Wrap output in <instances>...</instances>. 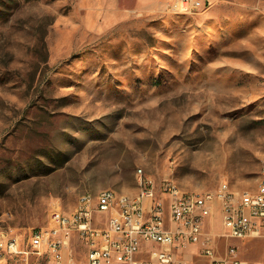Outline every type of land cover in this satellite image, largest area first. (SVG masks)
Segmentation results:
<instances>
[{"label":"rangeland","instance_id":"1","mask_svg":"<svg viewBox=\"0 0 264 264\" xmlns=\"http://www.w3.org/2000/svg\"><path fill=\"white\" fill-rule=\"evenodd\" d=\"M202 1L190 13L174 0H0V237L27 240L83 194L134 196L138 169L192 193L256 189L264 0ZM207 226L221 231L217 210ZM216 244L264 264L261 239ZM63 252L86 263L75 234Z\"/></svg>","mask_w":264,"mask_h":264},{"label":"built area","instance_id":"2","mask_svg":"<svg viewBox=\"0 0 264 264\" xmlns=\"http://www.w3.org/2000/svg\"><path fill=\"white\" fill-rule=\"evenodd\" d=\"M174 5L190 13L208 7L202 0H174ZM139 173L137 200L113 199L110 188L104 195L83 194L70 213L52 207L47 225L32 230L27 240L0 237V264L33 252L46 254L48 264H67L63 249L72 234L86 248L85 264H260L240 259L233 245L218 254L216 239L264 241V170L254 191L235 192L223 182L201 193L177 190L168 177L156 181ZM216 210L222 231L211 234L207 219Z\"/></svg>","mask_w":264,"mask_h":264},{"label":"bare ground","instance_id":"3","mask_svg":"<svg viewBox=\"0 0 264 264\" xmlns=\"http://www.w3.org/2000/svg\"><path fill=\"white\" fill-rule=\"evenodd\" d=\"M139 170H141V169H138L137 172H136L138 188H139L138 192L134 196H127V195H124V194H119L116 191L110 189L111 197H113V199L124 200V199L129 198V200H137V198L141 196V189H140V182H139L140 181ZM171 182L173 183V187L174 188H177V190H180L179 187L175 184V182H173L172 180H171ZM240 192H242V191H240ZM105 193H106V189H103L97 195H104Z\"/></svg>","mask_w":264,"mask_h":264},{"label":"crops","instance_id":"4","mask_svg":"<svg viewBox=\"0 0 264 264\" xmlns=\"http://www.w3.org/2000/svg\"><path fill=\"white\" fill-rule=\"evenodd\" d=\"M138 1V3H144V0H137ZM149 1H151V5H154V6H158V5H162V2H161V0H149ZM206 231L208 232V233H211V234H218L219 232H221L222 231V229H221V231H219V232H215V233H213V229H211V228H209L208 226H207V224H206ZM194 250H195V247H190L189 248V250H188V252H194ZM188 256H189V254H187Z\"/></svg>","mask_w":264,"mask_h":264}]
</instances>
